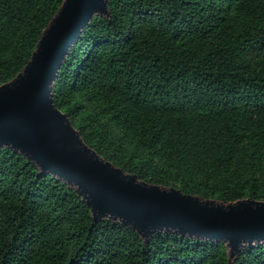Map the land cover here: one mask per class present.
Segmentation results:
<instances>
[{
    "label": "trees",
    "instance_id": "trees-1",
    "mask_svg": "<svg viewBox=\"0 0 264 264\" xmlns=\"http://www.w3.org/2000/svg\"><path fill=\"white\" fill-rule=\"evenodd\" d=\"M65 0H0V85ZM51 95L81 142L137 183L229 207L264 201V0H105ZM0 264H264V240L96 216L73 183L0 143Z\"/></svg>",
    "mask_w": 264,
    "mask_h": 264
},
{
    "label": "water",
    "instance_id": "water-1",
    "mask_svg": "<svg viewBox=\"0 0 264 264\" xmlns=\"http://www.w3.org/2000/svg\"><path fill=\"white\" fill-rule=\"evenodd\" d=\"M96 11L106 12L105 0H65L23 71L0 85V143L75 184L96 216L117 217L143 235L165 228L227 240L231 255L244 241L264 240V201L223 207L173 188L137 183L87 148L54 106L56 72Z\"/></svg>",
    "mask_w": 264,
    "mask_h": 264
}]
</instances>
